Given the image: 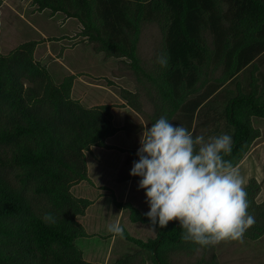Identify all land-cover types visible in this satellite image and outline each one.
Segmentation results:
<instances>
[{"label":"trees","instance_id":"16d2710c","mask_svg":"<svg viewBox=\"0 0 264 264\" xmlns=\"http://www.w3.org/2000/svg\"><path fill=\"white\" fill-rule=\"evenodd\" d=\"M31 1L38 12L49 10L76 19L82 26L80 35L96 51L125 58L148 79L136 57L141 24L164 21L168 66L161 98L168 106L169 121L181 113L187 129L198 109L220 87L264 53V0ZM36 45L28 41L9 56L0 55V144L9 146L8 154H0V168H15L19 184L31 186L46 199L49 209L36 213L25 194L0 176V264H93L83 259L75 245L76 239L87 236L76 217L84 214L90 202L74 197L70 189L88 181L85 151L110 149L106 138L117 130L107 106L84 109L71 99V78L59 85L52 83L33 60ZM209 51L210 60L206 59ZM209 63L221 64V74L214 84L204 87L203 82L196 87L201 68ZM23 80L37 87H23ZM25 97L40 99L48 113L32 112ZM4 105L10 108L9 125L2 124ZM224 118L233 130L232 152L225 159L237 167L260 136L252 118L264 120V96L253 78L246 88L236 85V94L224 107ZM113 203L121 207L114 198ZM45 213H51L55 223H45ZM257 216L253 239L264 234V212L260 210ZM130 221L150 226L146 215L135 210ZM156 231L155 238L147 241L124 237L149 253L152 264H170L172 253L201 247L181 239L177 221ZM137 259L132 255L118 264H136ZM205 264L217 262L212 258Z\"/></svg>","mask_w":264,"mask_h":264},{"label":"rangeland","instance_id":"374dc122","mask_svg":"<svg viewBox=\"0 0 264 264\" xmlns=\"http://www.w3.org/2000/svg\"><path fill=\"white\" fill-rule=\"evenodd\" d=\"M166 28L164 21H146L141 24L136 57L143 72L150 77L148 79L133 70L130 61L125 58L110 57L104 52L96 51L94 45L80 35L82 26L76 19L67 18L62 13L53 14L49 10L38 12L31 0H0V55L9 56L21 44L36 41L33 60L45 69L52 83L59 85L67 78H71V99L84 109L107 106L111 124L117 130L106 138L110 149L90 147L85 151V159L87 158V167L90 171L88 173L91 175L97 163L100 164L104 174L109 175V172H112L113 177L115 175L113 188L118 191L115 195L118 196L121 207L118 208L113 203V198L116 200L113 190L102 187L105 182L100 186V182L96 181L98 186H95L88 178V181L81 183V188L74 191L81 197L71 193L76 198L90 202L84 214L77 216L76 220L80 223L88 214L84 219V225L91 234L75 240L78 249L80 246L84 253L92 255L90 261L87 260L89 263L98 264L95 259L98 260L105 253L107 246L106 241L94 234L95 230L101 227V223L102 225L106 223L103 227L106 230L109 225L117 223L123 228V238L114 234L111 237L109 234V239L113 238L114 241L109 250L110 257L107 264H118L120 260L132 255L137 256L139 261L133 263L152 264L149 253L140 250L137 245L124 237V234H127L147 241L154 239L157 234V231L154 233L149 229V225L130 221L131 210L143 214L149 211L144 190L138 189L140 178L133 177L128 200L125 199L122 203L119 195L121 186L131 177L128 169L131 165L128 164V160L138 159L136 153L140 147V136L144 125L147 123V127H151V123L162 115L166 116L168 111V106L163 102L160 93V89L165 86L163 78L167 67H161L157 63L158 55L167 54ZM207 57L206 59L210 60V51ZM221 71V64L209 63L203 66L198 75L200 78L196 80V87L203 82L204 87H207V84H214ZM252 78L257 84L258 93L264 96V53L220 87L198 109L188 130L194 136H204L206 140L223 134L232 136L233 130L224 118V107L228 99L236 94V85L239 83L246 88ZM22 83L23 87L34 89L37 87L25 80ZM24 103L30 106L32 112H39L41 115L48 113L46 104L38 98L30 100L25 97ZM2 111L4 113L2 124L9 125L10 108L4 105ZM171 122L187 128V121L181 113L175 114ZM252 124L261 132L260 139L254 141L237 168L246 182L249 214L254 216L255 222H258L257 215L260 210L264 212V120L252 118ZM8 153L9 146L0 144V154ZM17 172L15 168H0V176L9 180L14 188L25 194L36 213L43 214L48 211L49 205L46 199L37 196L31 186H21L16 177ZM103 194L108 198V205L102 203L105 197L99 199ZM98 202L101 203L97 204ZM94 206L96 208H93ZM109 207L114 213L110 211L108 216L103 215L101 223L98 218L93 217V213L97 215L102 210L104 212L109 210ZM252 227L244 234L243 242H222L215 246L198 247L193 252L176 251L170 256V264H205L212 258L217 264H264V234L258 238H250L255 232ZM85 238L87 239L83 243ZM94 246H97L96 249ZM95 251L99 252L98 255ZM83 259L86 261L84 257Z\"/></svg>","mask_w":264,"mask_h":264},{"label":"clouds","instance_id":"9594fccd","mask_svg":"<svg viewBox=\"0 0 264 264\" xmlns=\"http://www.w3.org/2000/svg\"><path fill=\"white\" fill-rule=\"evenodd\" d=\"M161 67L168 66V56H157ZM140 147L130 176L139 177L138 189H143L149 211L145 213L149 229L165 228L177 221L181 239L201 247L222 242H243L246 231L255 224L249 214L245 180L231 160L230 135L194 136L187 128L174 125L162 115L151 127L144 125ZM45 223H55L51 213L42 217ZM107 231L123 238V228L117 224Z\"/></svg>","mask_w":264,"mask_h":264},{"label":"crops","instance_id":"0c3cea01","mask_svg":"<svg viewBox=\"0 0 264 264\" xmlns=\"http://www.w3.org/2000/svg\"><path fill=\"white\" fill-rule=\"evenodd\" d=\"M260 134H261V132H259ZM258 139H260L259 137L256 139V140H258ZM255 140V141H256ZM254 143V142H253ZM252 143V144H253ZM138 159H132V160H128V164H130L131 165V167H132V165H133V162L134 161H137ZM243 160V159H242ZM241 163V162H240ZM240 163H239V165H240ZM97 165V167H94V171H93V175H91L90 173H88V167H87V158H86V167H87V174H88V178L90 179V181H92V183L95 185V186H98V183H99V185L101 186L104 182V184L105 185H103L102 187L103 188H107V189H112L113 190V194H114V197L116 198V201L117 202H120L119 201V199H118V196H116L115 194L118 192V191H115L114 190V188H113V186H115L114 185V182H113V178L115 177V175H114V177H113V173L112 172H109V175H106V174H104L103 173V171H102V169H101V167H100V164L99 163H97L96 164ZM238 165V166H239ZM237 166V167H238ZM131 167L130 168H128L129 170H131ZM90 172V171H89ZM110 173H112V174H110ZM129 173H130V171H129ZM97 174V175H96ZM130 176V175H129ZM134 176H131L130 177V179L123 185V186H121V188H122V190L120 191L121 193H120V200L122 201V203H124V201H125V199L126 200H128L129 199V195H130V190H131V186H132V183H133V178ZM96 181H98V183L96 184ZM81 183H83V182H80V183H78V184H76V185H74L71 189H70V192L74 195V196H78V197H81L80 195H76L75 193H74V191H77V189H79V188H81ZM116 184V183H115ZM100 194V192L98 193V195ZM118 194V193H117ZM101 197L103 198V197H105V199L104 200H102V203H105V204H107V196L105 195V194H103V196H100L99 197V199H101ZM83 198H86V197H83ZM99 203H101V202H98L97 204H99ZM94 205V204H93ZM108 205V204H107ZM96 206V205H95ZM93 207V208H96V207ZM110 211H113V209H111L110 207H109V210H107V211H105L104 212V210H102V212H99L97 215L95 214V213H93L92 215H93V217L94 218H98L97 220L101 223V221H102V216L103 215H106V216H108V214L110 213ZM113 213H114V211H113ZM96 215V216H95ZM87 216H88V214H86L83 218H82V220L80 221V223L82 224V226H83V228H84V230H85V232H86V234H91V233H88V232H90L89 230H88V228L86 227V225H84V219L85 218H87ZM106 225V223L104 224V225H102V223H101V227L100 228H98V229H96L95 230V235H98L103 241H106L107 242V246H106V248H105V253L104 254H102L100 257H99V259L98 260H96L95 259V262L96 263H98V264H107L108 263V261H109V257H110V255H109V250H110V247H111V245H113V238L111 239H109V234H110V236L112 237L113 236V234L112 233H109V232H106L107 230L106 229H103V227ZM105 237V238H104ZM86 239L87 238H85L83 241V243H85V241H86ZM96 247L97 246H94V249H96ZM79 249L82 251V255H83V257L86 259V261L88 260V261H90V258H91V254L90 253H84L83 252V250L81 249V247L79 246ZM111 250H112V248H111ZM95 253L98 255V253L99 252H96L95 251ZM89 255V256H88ZM88 256V257H87Z\"/></svg>","mask_w":264,"mask_h":264}]
</instances>
